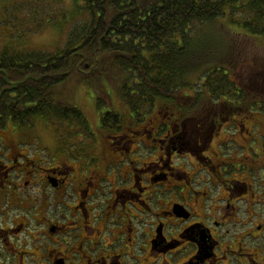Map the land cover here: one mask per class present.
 I'll list each match as a JSON object with an SVG mask.
<instances>
[{"label": "flooded vegetation", "instance_id": "af4514ba", "mask_svg": "<svg viewBox=\"0 0 264 264\" xmlns=\"http://www.w3.org/2000/svg\"><path fill=\"white\" fill-rule=\"evenodd\" d=\"M124 106L74 153L0 127V264H264L260 132Z\"/></svg>", "mask_w": 264, "mask_h": 264}, {"label": "trees", "instance_id": "16d2710c", "mask_svg": "<svg viewBox=\"0 0 264 264\" xmlns=\"http://www.w3.org/2000/svg\"><path fill=\"white\" fill-rule=\"evenodd\" d=\"M75 15L87 18L56 51L0 49V127L17 114L20 123L38 114L80 118L81 109L60 99L56 86L80 73L102 87L118 68L127 73L122 100L139 118L156 102L184 115L219 109L220 118L211 117L217 122L228 113L254 119L264 110L235 73L232 44L209 28L224 25L262 44L264 0H82ZM116 113H103V127L122 128Z\"/></svg>", "mask_w": 264, "mask_h": 264}, {"label": "rangeland", "instance_id": "374dc122", "mask_svg": "<svg viewBox=\"0 0 264 264\" xmlns=\"http://www.w3.org/2000/svg\"><path fill=\"white\" fill-rule=\"evenodd\" d=\"M81 2L82 0H0V49L8 45L16 50L56 51L66 43L74 25L80 26L87 18V16L75 15ZM209 28L214 34L225 38V44H232V50L236 53L233 57L239 60L236 63V75L240 77L248 96L259 103L261 108L264 107V66L262 64L264 40L258 45L257 38H245L246 36L236 34L224 25L214 24ZM226 52L225 49L224 56ZM118 70V73L112 72L106 76L107 80L102 87L97 86L94 81L85 80L80 73L74 74L56 86L60 99L81 109L80 118L71 117L64 121L54 117L49 121L45 118L33 117L23 123L15 124L8 121L6 126L1 128L14 131L13 127L15 131H22L20 135L24 140H30L35 147L45 144L51 148L60 137L65 146V152L74 153V149L81 151L82 144L79 142H89L85 139L88 136L85 135V131H90V127L100 128L103 113L116 108L122 115L126 114L120 86L127 73L121 68ZM99 98H103L102 103H99ZM204 102L200 100L198 103ZM204 106L212 108L215 105L206 101ZM195 113L201 117L208 115L209 111ZM230 114L228 113L223 119L222 122L226 125L221 131L249 130L264 133V110L254 112V119L238 115L237 119L232 121ZM230 120L231 122L227 124ZM209 128L210 125L203 131H209ZM260 133L257 136L264 141V135ZM35 136H39L42 142L40 138L35 139ZM238 149L241 153L242 149L239 147Z\"/></svg>", "mask_w": 264, "mask_h": 264}]
</instances>
